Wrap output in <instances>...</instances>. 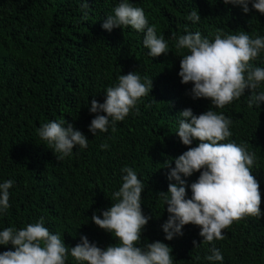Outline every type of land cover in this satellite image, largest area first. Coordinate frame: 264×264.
Wrapping results in <instances>:
<instances>
[{"label": "trees", "instance_id": "1", "mask_svg": "<svg viewBox=\"0 0 264 264\" xmlns=\"http://www.w3.org/2000/svg\"><path fill=\"white\" fill-rule=\"evenodd\" d=\"M122 0H0V183L12 180L9 207L0 212V231L17 230L43 220L66 246L74 247L86 236L101 249L119 241L99 228L91 217L101 216L117 202L113 193L122 186L121 171L131 167L140 179L141 209L148 223L139 245L160 241L171 248L173 264H264V102L249 106L252 95L264 91L245 89L238 99L217 108L209 99L191 94L193 84L181 83L180 59L187 49L175 47L180 36L199 32L213 41L244 32L250 38L264 37V14L252 8L244 13L239 5L223 0H127L141 7L149 26L168 44L157 57L143 45L144 32L130 26L102 28ZM87 5L84 7L83 5ZM196 10L200 19H188ZM250 64L264 68V50ZM129 72L152 80L148 95L122 120L110 123L107 132L89 131L91 120L103 112L91 113V101L103 103L106 89ZM199 115L209 109L231 120L234 142L255 153L252 174L260 185L261 216H245L223 230V239L207 242L200 228L187 224L182 235L165 239L162 225L169 213L164 197L174 159L187 150L176 135L185 109ZM50 121L71 124L88 139V146H74L60 158L54 146L38 136V129ZM198 141H193L192 147ZM107 144V149H101ZM200 173L185 181L190 185ZM102 218V216H101ZM195 242V244H194ZM218 249L222 261H209L211 249ZM14 250L0 245V252ZM65 264H87L75 260L69 251Z\"/></svg>", "mask_w": 264, "mask_h": 264}, {"label": "clouds", "instance_id": "2", "mask_svg": "<svg viewBox=\"0 0 264 264\" xmlns=\"http://www.w3.org/2000/svg\"><path fill=\"white\" fill-rule=\"evenodd\" d=\"M225 4L239 5L244 13L252 8L264 14V0H223ZM87 7V5H83ZM114 15L106 17L102 28L130 26L144 32L143 45L149 55L157 57L166 54L168 44L157 35L156 25L149 26L148 19L141 7H135L127 0H122L113 10ZM188 19L198 21L200 16L194 10ZM177 49H187L189 54L180 59L178 75L181 83L191 82V94L194 99L205 98L217 108H223L241 97L245 89L255 90L264 82V68L253 67L250 61L256 59L264 50V37L250 38L244 32L229 34L222 38L218 30L213 41L202 38L199 32L188 33L178 38ZM152 80L144 82L136 72H129L118 77V83L106 89L103 103L91 101V113L103 112L91 120L89 131L107 132L111 121H122L137 102L148 95ZM264 102V91L252 95L249 106H259ZM178 132L180 142L189 146L186 151L174 159L167 192H160L164 197L169 213L162 225L166 240L182 235V228L193 224L200 228L199 235L207 242L223 239V230L234 221L245 216H261L260 185L252 174L251 166L255 163V153H250L245 146L234 142L223 143L232 133L229 130L231 120L223 114L209 109L199 115L192 110L180 112ZM66 121H50L38 129V136L54 146L60 158L71 154L74 146L86 148L88 139ZM198 141L192 147L193 141ZM107 149V144H101ZM122 186L113 193L116 200L101 216L93 213L91 220L99 228L112 234L119 241L105 249L90 243L86 236H81L80 243L74 247L64 244L59 234H53L44 226L43 220L29 223L17 230L12 227L0 231V245H12L14 250L0 252V264H65L70 255L77 261L87 264H173L171 248L160 241L137 246L141 241V231L148 223L141 209L143 185L136 172L128 166L121 169ZM199 172L198 179L190 185L191 198H186L185 181L181 174L188 177ZM13 181L0 183V212L9 207V189ZM195 244V242H194ZM209 261H222L218 249H211Z\"/></svg>", "mask_w": 264, "mask_h": 264}]
</instances>
